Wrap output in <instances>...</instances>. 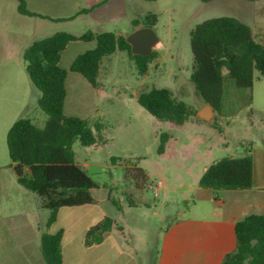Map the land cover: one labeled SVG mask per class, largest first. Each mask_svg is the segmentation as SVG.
I'll use <instances>...</instances> for the list:
<instances>
[{"label":"rangeland","instance_id":"rangeland-1","mask_svg":"<svg viewBox=\"0 0 264 264\" xmlns=\"http://www.w3.org/2000/svg\"><path fill=\"white\" fill-rule=\"evenodd\" d=\"M125 2L123 8L115 3V19L99 26L94 14L48 20L22 15L19 0H0V73H4L0 77V264H47L41 234L60 228L64 230L65 264H157L163 235L178 212L185 216L200 210L201 201L192 199L190 186L204 162L251 154L256 182L264 184V77L256 72L252 87L242 88L227 76L215 121L202 119L199 112L207 103L191 79L190 47L194 26L220 15L249 23L264 41V15L257 14L260 5L264 9V0L256 6L249 0ZM148 12L158 14L154 29L162 45L143 75L127 51L117 50L103 58L99 88H94L80 73L71 71L70 65L95 42L74 41L63 52L61 65L70 73L67 102L72 105L66 113L90 119L93 128L94 122L103 124L102 139L96 144L74 141L75 160L102 186L94 190L96 203L61 208L56 222L47 228L51 211L41 206V197L14 184L4 170L11 162L6 142L11 120L29 117L42 126L47 119L37 101L40 91L28 76L24 58L14 53L15 47L59 30L75 34L109 30L128 35L137 28L132 20ZM72 75L78 79L72 80ZM154 86L169 88L193 110L184 124L160 120L138 103L137 94ZM162 133H169L170 138L160 151ZM127 165L141 166L149 173L142 193L149 206L127 205L123 177ZM105 215L115 219L112 231L103 242L85 246L87 228Z\"/></svg>","mask_w":264,"mask_h":264},{"label":"trees","instance_id":"trees-1","mask_svg":"<svg viewBox=\"0 0 264 264\" xmlns=\"http://www.w3.org/2000/svg\"><path fill=\"white\" fill-rule=\"evenodd\" d=\"M19 10L33 14L25 0H19ZM88 10L90 8H85L82 12ZM157 22L158 14L154 12L132 21L135 27H155ZM126 36L91 29L80 34L59 30L34 40L23 52L28 76L40 91L38 104L46 112L47 119L40 126L29 117L17 118L7 131L6 142L10 167L18 182L36 192L41 197V206L51 211L47 228L56 222L61 208L96 203L94 190L102 186L75 160L74 141L78 139L84 146L96 144L102 139L103 124L94 122L93 128L90 119L64 112L68 70L61 66L63 52L71 42L94 41L93 48L73 59L70 70L80 73L94 88H99L98 75L105 56L117 50L127 51L141 75L147 72L149 63L156 56V50L145 56L132 53ZM190 47L191 79L197 93L205 103L212 105L214 111L222 106L227 76L242 88L252 87L256 72L264 77V42L250 24L235 16L209 17L196 24L190 31ZM137 101L154 117L179 125L184 124L193 112L167 87L154 86L142 91L137 94ZM169 138V133H162L160 151ZM253 166L251 154L223 156L207 167L198 184L216 190L250 188ZM123 177L127 205L149 206L142 197L149 178L147 170L138 165H127ZM114 203L121 208L118 202ZM114 224V217L105 215L90 225L84 235L85 246L101 243ZM235 234L236 247L226 253L219 264H264V213H252L237 221ZM63 237V228L41 234V248L47 264H64Z\"/></svg>","mask_w":264,"mask_h":264},{"label":"crops","instance_id":"crops-1","mask_svg":"<svg viewBox=\"0 0 264 264\" xmlns=\"http://www.w3.org/2000/svg\"><path fill=\"white\" fill-rule=\"evenodd\" d=\"M82 1L87 2L83 4ZM82 1L25 0L28 10L33 14L22 13L19 10V5L18 10L24 16H35L57 21L64 20L66 18H73L82 13L94 14L96 23L99 26H104L108 23V21L115 19V13L112 12V6L115 3H119L122 8L126 5L125 0ZM252 2H254L256 6V4H261L263 0ZM105 7H108L109 10H104ZM85 8H90V10L82 12V9ZM257 14L264 15V9H262V5H260ZM120 33L123 34V32ZM30 44L22 48L16 46L14 53L17 55V57H23L24 50ZM95 45H91L90 48H93ZM3 74L4 73H0V77H2ZM69 74L70 73L68 71L66 77L67 94L64 103L65 113L67 108H72V105L69 106V103L67 102V81L69 79ZM75 79H78V77H76V75H72V80ZM66 114L76 115L73 113ZM16 119L14 118L11 120L10 126ZM217 159L206 163L204 162L202 164L198 178L196 179L195 183L190 186L192 199H198L201 201L200 210L185 216L178 212L176 219L168 227L163 235L157 264H219L225 254L232 251L236 247L235 223L249 214L264 213V184L256 182L254 166L253 185L250 188L216 190L213 188L199 186V178L207 169V167ZM8 166L9 169H4L6 170L5 172L8 176V179L14 182V184H20L13 168L10 167V163ZM161 185L163 187L166 186L163 183H161ZM196 205L197 204L195 202L194 206L196 207ZM63 256L65 264L66 258L64 250Z\"/></svg>","mask_w":264,"mask_h":264},{"label":"water","instance_id":"water-1","mask_svg":"<svg viewBox=\"0 0 264 264\" xmlns=\"http://www.w3.org/2000/svg\"><path fill=\"white\" fill-rule=\"evenodd\" d=\"M127 42L131 45V51L134 54L149 55L154 50L161 47L162 42L156 30L152 26H140L126 36ZM202 119L213 122L214 109L211 104L199 112Z\"/></svg>","mask_w":264,"mask_h":264}]
</instances>
